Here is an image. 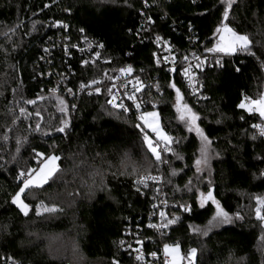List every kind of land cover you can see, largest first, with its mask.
Wrapping results in <instances>:
<instances>
[{
    "label": "trees",
    "instance_id": "trees-1",
    "mask_svg": "<svg viewBox=\"0 0 264 264\" xmlns=\"http://www.w3.org/2000/svg\"><path fill=\"white\" fill-rule=\"evenodd\" d=\"M222 13L221 0H0V264H147L129 253L128 228L147 253L179 244L185 257L189 249L197 250L194 264H264V228L254 214V197H264V137L252 127L264 121L237 107L242 94L256 98L264 91V0H234L227 22L249 37V50L217 53L222 67L213 61L197 69V95L186 90L179 68L171 77L153 43L154 34L168 39L180 62L212 47ZM56 21L62 23L53 27ZM89 42L100 48L96 58L94 52L73 47ZM126 66L133 69L130 76L148 77L158 85L145 92L156 106L142 113L157 110L162 129L173 138L174 152L161 154L167 163L148 151L136 113L107 103L108 82ZM57 77L62 84L52 93L49 87ZM92 80L101 82L80 87ZM170 83L198 114L197 123L211 140L213 195L233 216L232 223L206 235L193 229L207 225L214 207L209 202L201 207L189 185L198 139L177 119ZM57 97L64 100L67 115ZM63 120L66 130L56 131ZM37 152L59 156V170L41 188L22 195L29 204L24 215L11 196L22 184L19 172L41 163ZM172 169L178 174L172 175ZM141 174L162 179L166 215L179 217L162 236L148 227L154 221L156 184L134 183ZM41 201L57 211L37 215ZM236 213L242 218L236 219ZM58 238V245L75 246L80 259L57 257L58 245H50Z\"/></svg>",
    "mask_w": 264,
    "mask_h": 264
},
{
    "label": "snow or ice",
    "instance_id": "snow-or-ice-1",
    "mask_svg": "<svg viewBox=\"0 0 264 264\" xmlns=\"http://www.w3.org/2000/svg\"><path fill=\"white\" fill-rule=\"evenodd\" d=\"M221 3L223 5V13L221 20L214 31V36L217 37L216 42L213 44L212 47L206 48L205 51L209 53H222L226 56H232L237 52H246L249 50V45L251 43L249 37L246 34L239 33L236 31L233 27H230L229 23L227 22L229 20V10L232 8L234 0H221ZM47 7V5H45ZM67 11V9H66ZM151 18L149 17V20ZM61 21H56L52 26L56 27L57 25H60ZM64 28H67L68 25L64 24ZM81 32L84 30L81 29ZM161 40V37L157 36L156 41L159 42ZM75 47V45H73ZM99 47H103V45H99ZM165 47H168L167 42H165ZM170 50V49H169ZM47 51V49H45ZM98 55V54H97ZM155 55V54H154ZM165 61L169 60V57H164ZM174 60L175 57H172ZM185 60H187V57H184ZM207 57H204L201 59L200 57H196V67L203 70L204 64L207 62ZM83 63H87V61H84ZM159 63V61H157ZM215 64L217 67H222V60L217 57L215 60ZM120 73L128 75L131 74L133 69L131 66H126L123 68H120L118 70ZM169 71H175V68L169 69ZM236 71H240L239 68L236 69ZM183 75L188 79L189 86L191 87L192 84L195 82V74L192 72L191 65L189 67L183 69ZM99 81L92 80L88 84H81V88H89L92 85H98ZM169 86L176 91V97H175V110L177 113V119L182 121L187 130L189 132L194 131L196 135L199 137L201 146L199 148V156L195 159V166L196 171L200 172L202 171V166H207L210 158V148H211V140L207 135H205L204 130L197 124V121L199 120L198 114L187 104L183 101V96L179 88L176 87L174 83H170ZM135 91L139 92L141 91V88L143 87L141 81L139 78L135 81ZM52 93L56 92V89H50ZM69 93H71V89H67ZM95 92L99 93L100 88L97 86L94 89ZM109 95L112 96L111 99L107 101L108 104H110L113 108H120L123 109V111L127 112L129 109L124 106V104L117 103L116 96L112 95L111 89L108 90ZM195 91V89H194ZM242 99L240 100L239 104L237 105L238 108L244 109L245 111L249 113H257L259 114L262 121H264V91L260 92L259 95L256 98H252L246 95L242 94ZM37 99H44L42 96H38ZM129 100L133 101V104L137 110L140 109V104L136 103V97L134 95L128 96ZM57 100L59 104L61 105L60 111L64 112L65 115H67L66 106H64V100L57 97ZM27 104H34L36 103L35 100H27L25 101ZM72 107H75L73 105ZM24 108H20V113H25ZM37 116H39V112L36 113ZM138 120L143 122L144 127L151 130L152 133L155 134L156 140L155 142L149 137V135L145 134L143 136V142L147 146L148 151L152 154V156L156 159V161H162L161 156V150L163 152H174V149L171 147L173 141V138L168 135L161 127L159 123L158 114L153 112H143L138 117ZM68 126V121L63 120L61 121V127L56 129V131L64 132ZM137 128H140L141 125L137 124ZM253 128L257 129L259 134L261 136H264V123L261 124H253ZM36 131H40V125L37 124V127L35 129ZM141 131H143V128H141ZM6 139V137H5ZM17 145L19 146L21 144V138H17ZM162 146V147H161ZM19 150V148H17ZM36 157L40 158L41 163L38 165L37 168L28 167L26 171H20L17 175V180L22 179V184L18 187V190L15 191L14 195L11 196V202L12 204L16 205L17 208L24 214L28 215L29 210V204L25 202L24 199H22V195L26 193L27 190L31 189H39L50 179L53 178V176L58 172L59 165L57 164V161L60 160V157L54 154L51 155H45L44 153L37 152ZM178 159L182 158L180 156H177ZM162 162L167 163L166 160H163ZM176 170H172V175H175ZM261 175H264V172L261 173ZM155 181L159 182L160 177L154 176L151 174H141L138 176L137 180L134 181V183H139L144 185V187H148L147 181ZM191 183V181L189 182ZM139 191V189H137ZM158 190V189H157ZM197 199L201 207H203L206 203L211 201V203L215 206V212L212 216V218L208 221V229L211 227H216L223 224H230L233 222V216L229 215L228 212H226L220 205V202L216 199V197L213 195V191L211 186L208 187V190L206 193L200 192L197 189ZM256 201V208H255V216L256 219L260 222L261 227L264 228V197L256 196L254 197ZM155 207V205H153ZM183 211H190V206L187 205H179ZM55 212L57 211V208L55 205L48 206L45 205L42 201L36 205V212L37 215L41 214V212ZM160 216V223L154 224L149 223L148 227L154 228V229H164L167 228L170 224H173L176 222L179 217L173 216L171 219H169L164 211H161L159 213ZM236 219H241L242 217L239 215V213L235 214ZM205 229L204 234H207V230ZM193 231H201L199 228L193 229ZM136 243L138 245L142 244V241L137 239ZM120 244L123 245V241H120ZM135 251L138 253L136 256L137 260H143L144 256L141 252L140 248L135 249ZM197 250L195 248H191L187 252V256L181 254L180 246L179 244L170 245L165 244L163 246V253L165 256V262L164 264H184L186 261V264H194V259L196 256ZM150 255L155 256L156 253H150ZM113 264H118V261H113Z\"/></svg>",
    "mask_w": 264,
    "mask_h": 264
},
{
    "label": "built area",
    "instance_id": "built-area-1",
    "mask_svg": "<svg viewBox=\"0 0 264 264\" xmlns=\"http://www.w3.org/2000/svg\"><path fill=\"white\" fill-rule=\"evenodd\" d=\"M194 1V0H192ZM159 36L157 34L153 35V43L157 46L158 50L160 51V53L163 56V60L165 63V69L167 71H169V69L171 68H175V70L177 68H179L180 70V77L182 80V83L184 84L186 90L191 94V95H197L200 92V86L198 85V81L195 80V82L192 84V86H189V81L188 79L183 75V69L189 67V65H191V69L192 72L195 74L196 76V71L197 68L196 67V57H200L201 59H203L204 57H207V62L204 65H208L210 66L212 64V62L216 60L217 55L211 54L209 52H206L205 49L203 50H197V51H193L191 52L188 56H187V60L182 59V61L178 62V53L177 51L173 50L170 41L168 39H164L161 37V40L159 42L156 41V37ZM160 37V36H159ZM165 42H167L168 47H165ZM63 48H68L66 45L63 46ZM76 49V51L79 52H83V51H89V52H94V54H92V56L94 58L97 57L98 52L100 51V48H96L95 45L91 42L86 43V46L81 48V47H74ZM170 49V50H169ZM96 50V51H94ZM90 55V54H89ZM92 56H89L87 58V60H91L93 59ZM169 57L168 61H165L164 57ZM172 57H175V59L173 60ZM220 58V57H219ZM102 62H105V59H102ZM172 72V71H169ZM51 71L48 72V75H51ZM68 76H65V79ZM137 78L130 76V74L125 75L122 73H117L115 74L111 80L108 82L107 84V88L108 90L111 89V93L112 95L116 96L117 98V103H123L125 107H127L129 110L127 112H134L136 113L137 117L142 113V111L148 107L152 108L155 107L156 104L153 100H151L147 94H145L146 91L149 90H157V83L156 81H152L151 79H149L148 77L145 79H139L143 85V87L141 88V91L136 92L135 91V81ZM101 81H99L100 83ZM62 84L60 77L56 78L55 83L50 86V89H58L59 86ZM195 89V91H194ZM66 93L68 95H70V93L66 90ZM129 95H134L136 97V103L140 104V109L137 110L133 104L132 100L128 99ZM110 99L112 98L111 95H109ZM120 109V108H119ZM123 111V109H120ZM125 112V111H124ZM254 133L261 136L258 132L257 129L254 128ZM264 137V136H261ZM162 147V146H161ZM163 153V151L161 150V154ZM23 179V178H21ZM154 183L156 184L155 186V196H154V201H153V205H155L154 209H153V213L151 214V217H154V221L152 223L154 224H158L160 223V216L159 213L161 211H164L166 213V208L168 206L167 201L164 199L162 192H161V184L162 181L159 180V182H155V181H151L148 180L147 183ZM158 189V190H157ZM154 229V228H152ZM155 232L162 236V234H165L166 228L164 229H154ZM126 233L128 235V239L126 240V246L127 249L129 251V253L132 255V257L136 259V256L138 255V253L135 251V249L140 248L141 252L144 256L143 260H137L138 262H146L147 264H152V262L154 260H160L162 264H164L165 262V256L162 252V248L161 247V251L159 253H156L155 256L150 255V253L153 252H145L144 247H143V242L142 244L138 245L136 243L137 241V237L133 235V232L131 229H127ZM140 240V239H139ZM142 241V240H141Z\"/></svg>",
    "mask_w": 264,
    "mask_h": 264
},
{
    "label": "rangeland",
    "instance_id": "rangeland-1",
    "mask_svg": "<svg viewBox=\"0 0 264 264\" xmlns=\"http://www.w3.org/2000/svg\"><path fill=\"white\" fill-rule=\"evenodd\" d=\"M216 39H217V37L214 36L213 44L216 42ZM211 54L216 55L217 53H211ZM153 111H155L158 114L157 110H151V111H148V112H153ZM158 118H159V114H158ZM139 122L144 127L143 122L140 121V120H139ZM179 122H181L183 124L184 128L187 130L185 124L182 121H180V120H179ZM159 123H160V119H159ZM144 129H145V134L149 135V137L155 142V140H156L155 134L152 133L151 130L148 129V128H146V127H144ZM192 132L196 135V133L194 131H192ZM196 137L198 139V144H199L198 145V150H197V156H196V158H197L199 156V148L201 146V142H200V139H199V137L197 135H196ZM214 157H215V153H214V151H213V149L211 147L210 148V158H209L208 165L207 166H202V171L197 172L196 171V166H195V163H194L195 175H194V177H192L193 179L191 180V183H189V185L192 187V189L194 191H196V193H197V189L200 192L206 193L205 191L202 190V187L205 186V185L207 187L211 186L209 177H210V172H211V162L214 159ZM175 158L178 159L177 156ZM171 173H172V171H171ZM175 174H178V171H176ZM160 181H162V179H160ZM197 195H198V193H197ZM254 202H255V207H254V214H255V208H256V201H255V199H254ZM209 203L212 204L211 201H209ZM212 206L214 207V212H215V206L213 204H212ZM35 210H36V206H35ZM42 213H44V212L42 211L41 214ZM36 214H37V212H36ZM219 226H221V225H219ZM219 226L211 227L210 229H208V223H207L206 226H204L202 228H199V229H201V231H199L198 233L204 234V231L203 230L208 229L207 230V232H208V231H211L213 229L218 228ZM60 240H61L60 238H58L57 240H53L51 243L54 244V245L51 244L50 247L52 248L55 245H58L61 242ZM63 243H65V242H63ZM69 245H71V246H68V245L63 246V244L58 245V248H57V246H55L54 247V251H55L56 256L57 257H62V256L65 257V256H68L70 259H74L77 256L76 258H79L80 259L79 254H77L78 251L75 249L76 247L75 246H72V244H69ZM68 249H69V251H68ZM162 252H163V248H162ZM78 264H83V260H80ZM184 264H186V261L184 262Z\"/></svg>",
    "mask_w": 264,
    "mask_h": 264
},
{
    "label": "water",
    "instance_id": "water-1",
    "mask_svg": "<svg viewBox=\"0 0 264 264\" xmlns=\"http://www.w3.org/2000/svg\"><path fill=\"white\" fill-rule=\"evenodd\" d=\"M175 73H176V70L171 72V77L172 78L174 77ZM212 191H213V189H212Z\"/></svg>",
    "mask_w": 264,
    "mask_h": 264
}]
</instances>
